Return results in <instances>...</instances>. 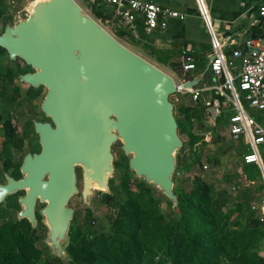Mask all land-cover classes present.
<instances>
[{"label":"water","instance_id":"obj_1","mask_svg":"<svg viewBox=\"0 0 264 264\" xmlns=\"http://www.w3.org/2000/svg\"><path fill=\"white\" fill-rule=\"evenodd\" d=\"M0 48L31 70L17 75L20 83L44 89L38 110L49 120H31L39 151L22 155L19 178L3 173L0 204L21 192L15 218L30 227L41 206L49 257L65 259L69 199L79 193L90 208L94 190L110 194L115 143L131 178L163 196L169 210L176 207L172 176L182 142L169 100L177 85L169 75L122 45L75 0H38L26 17L4 23Z\"/></svg>","mask_w":264,"mask_h":264},{"label":"trees","instance_id":"obj_2","mask_svg":"<svg viewBox=\"0 0 264 264\" xmlns=\"http://www.w3.org/2000/svg\"><path fill=\"white\" fill-rule=\"evenodd\" d=\"M89 8L93 19L99 22L110 19L112 10L105 5L90 3ZM0 19L11 21L3 0H0ZM136 33L139 34V29ZM127 34L118 28L113 32L117 39ZM137 36L140 38V35ZM30 71L21 60H8L5 51L0 48V100L8 105L16 102L20 97L16 77ZM193 104L179 103L172 108L177 134L184 136L185 141L176 155L172 180L177 205L173 210L167 206L168 220L165 221L159 212L158 204L152 197L157 193L148 185L124 174L115 187L110 178L107 181L110 194L96 192L98 205L110 210L108 229L90 234L87 224L92 221V213L88 208L80 224L75 223L72 215L64 248L68 264H264V256L257 252L259 243L264 240V220H259L247 201L229 206L226 193H215L213 186L199 175L190 179L174 176L178 172H189L195 166L201 167L196 154L199 139L192 132L195 126L191 122L202 117L203 107ZM252 116L258 122L264 118L258 114ZM224 124L221 115L211 129L213 136L217 137L218 128ZM0 127L3 154L8 152L9 156L13 151L19 152L22 139L12 121L0 115ZM7 156L1 164L3 173L17 179L20 177L18 166L21 158L12 162ZM120 166L128 172L121 152L118 161H113L114 169ZM248 172L245 166L246 178L251 181L254 177ZM254 172L258 177L257 169ZM21 194L17 192L7 196L0 204V264H59V259L43 253L42 238L37 234L43 225L37 210L34 227H30L24 219L5 218L7 210H19L16 198Z\"/></svg>","mask_w":264,"mask_h":264},{"label":"crops","instance_id":"obj_3","mask_svg":"<svg viewBox=\"0 0 264 264\" xmlns=\"http://www.w3.org/2000/svg\"><path fill=\"white\" fill-rule=\"evenodd\" d=\"M83 1L90 4L88 0ZM143 1H151L162 7L181 13L184 19H167L164 29H155L149 32L144 30L141 19H137L135 27L139 29V34L136 33V35L131 36L139 42L140 51L145 55L142 57L164 70L177 86L182 85V82H192L190 87L200 90L199 96L195 101L197 103L193 104L195 102L190 101L189 94L186 93H177L175 95L176 98L183 105L185 98H188V102L195 106L201 103L200 107H203L201 124L204 127L212 129L215 121L222 115L225 124L219 128L223 127L227 134V119L234 113V110L225 104L223 97L226 96V93L224 92V96H220L216 91V87L221 85L223 77L218 76L217 83H211V73L208 71V63L212 59L213 50L210 46V38L213 37L218 43H222V53L226 61L231 60L229 57L230 51L235 48L243 49V42L247 39H258L264 43V17L257 15V9L260 5L264 4V0H202L206 10L207 24L200 18L195 0ZM105 6L110 11L112 10V13L110 19L104 22L113 21L120 24L114 16L113 6ZM121 30L126 32L123 27ZM137 35H140V38ZM232 62L237 66V61ZM185 63L193 64V69L182 70L181 66ZM211 100H217L220 104V114L213 122L205 119V108L203 105L204 102ZM242 107L251 117L254 114L264 117V112L262 111L248 108L246 105H242ZM256 122L264 129V118L260 122ZM228 138L236 142L237 145L238 141L241 142L242 147L239 148L242 149L240 158L243 154L250 151L249 145H247L241 136H238L235 140L229 136ZM257 152L264 163V147H258ZM244 165L241 163L242 168L247 166L251 174H254V171L257 169L260 181L259 190L261 192L263 188L262 172L253 164ZM263 216L264 213L260 217L262 220L264 219Z\"/></svg>","mask_w":264,"mask_h":264},{"label":"rangeland","instance_id":"obj_4","mask_svg":"<svg viewBox=\"0 0 264 264\" xmlns=\"http://www.w3.org/2000/svg\"><path fill=\"white\" fill-rule=\"evenodd\" d=\"M76 3L80 6L84 13L90 15L89 3L83 0H75ZM11 0H3L4 5L6 4L7 14L11 15V22H16L24 17H26L27 13L31 11L34 4L38 2V0L30 1V0H15V4L11 7L9 3ZM7 5L9 8H7ZM6 20L0 19V29L4 25ZM103 29H105L109 34L113 35L115 29L121 27L117 22H99L95 20ZM124 28V27H123ZM128 35V34H127ZM114 36V35H113ZM116 38V37H115ZM117 39V38H116ZM122 45L139 55L140 57L145 56L140 51V44L133 38L131 35L124 36L120 39H117ZM144 58V57H142ZM147 60V59H146ZM150 62V61H148ZM151 63V62H150ZM157 67L154 63H151ZM160 69L159 67H157ZM165 73L164 70L160 69ZM167 74V73H166ZM168 75V74H167ZM17 85H20V97L19 99L11 105H8L0 100V115L3 117H8L13 125L15 126L17 135L21 137L22 144L21 150L19 152H12L11 155L7 156L8 152L3 154L1 150V141L3 139L2 129L0 127V184L3 183V170L1 167L2 160L7 156L10 157L12 162L17 161L21 156L26 152H33L36 150L37 145L35 144V135L33 134L29 119L33 116L39 115L38 112V104L42 99L44 94V89L40 87L37 89L30 90L27 85L22 84L16 78ZM39 90L36 94V91ZM177 93L169 96V100L172 105H177L180 103L178 98H176ZM32 97V99L30 98ZM176 98V101H175ZM179 101V102H178ZM188 98L184 99V105H188ZM205 103V102H204ZM203 103V105H204ZM201 103H199L196 107H200ZM195 128L192 132L199 139L196 144V154L200 160V168L195 166L189 172L186 173H175L174 176L179 179H184L187 177L190 179L193 175H199L201 179L209 183L213 186L215 193H220L224 191L226 193V197L229 200L228 205L231 206L233 203H246L248 202L250 209L257 213L258 218L261 217V210L264 213V197L259 190L260 181L258 177H255V174L251 175L249 171L248 174L251 177H255L252 181H249L245 173V168L241 166V151L239 149L242 147L240 141H238V145L236 142L230 140L226 134L225 129L219 128L217 131V137L213 136L211 132V128L204 127L201 124V116L198 119H193L191 122ZM197 127L203 128L205 130L199 129ZM181 142L185 141L184 136H179ZM205 143V144H204ZM111 152L113 155V161L117 160L120 156V147L119 143H115L111 147ZM210 161V162H209ZM204 166V168H203ZM131 176L130 172H125L123 166H120L117 169H113L111 178L113 179V185L116 187L119 178L121 175ZM183 177V178H182ZM81 181L80 178L77 180V188L80 190ZM131 190L132 187H131ZM96 192L94 190L89 198L90 208L84 203L81 202L79 193L73 195L67 205L73 210V217L76 224H80L82 221V217L86 211V209H90L92 213V221L87 224L88 230L90 234H95L98 232H102L108 229V221L107 216L109 215V209L104 206L98 205L96 199ZM153 199L158 204L159 212L163 215L164 220H168L167 213V201L157 194H152ZM41 206L36 205V209L38 210ZM18 210L9 209L6 212V219H13ZM264 217V216H263ZM264 220V219H263ZM85 228V226H84ZM45 227H41L38 229L37 234L40 238L45 236ZM44 248L43 253L48 254L47 246L41 242ZM40 245V244H39ZM257 252L264 256V240H262L258 247ZM59 264H68L66 258L63 260H59Z\"/></svg>","mask_w":264,"mask_h":264},{"label":"built area","instance_id":"obj_5","mask_svg":"<svg viewBox=\"0 0 264 264\" xmlns=\"http://www.w3.org/2000/svg\"><path fill=\"white\" fill-rule=\"evenodd\" d=\"M90 3L113 6L114 16L130 35H136L135 23L141 19L146 32L164 29L167 19L183 20L181 13L162 7L151 1L143 0H88ZM200 18L207 24L206 10L202 0H195ZM11 7L15 2H10ZM257 15L264 17V4L257 9ZM213 50L212 59L208 63L211 73V83L216 84L218 76H222L221 85L216 87L220 96H224L225 104L234 113L227 119V134L231 139L241 136L249 145L250 151L241 156L243 164H253L262 172L264 196V163L257 152L258 147H264V129L253 117L248 115L242 105L248 108L264 110V43L258 39H247L243 42V49L235 48L230 51V61H226L222 53V43L210 38ZM232 61H237V66ZM182 70L193 69V64L185 63ZM186 82H182L184 84ZM175 93L189 94L190 101L195 102L200 90L192 87L177 86ZM176 101V99H175ZM205 119L213 122L220 114V104L217 100L204 103ZM204 168V166H203ZM261 214H263L261 209ZM262 221V218L259 219Z\"/></svg>","mask_w":264,"mask_h":264},{"label":"flooded vegetation","instance_id":"obj_6","mask_svg":"<svg viewBox=\"0 0 264 264\" xmlns=\"http://www.w3.org/2000/svg\"><path fill=\"white\" fill-rule=\"evenodd\" d=\"M44 95V94H43ZM43 97V96H42ZM38 112H39V110H38ZM31 120H36V121H38V122H48L49 120L48 119H46V118H44L43 117V115L39 112V115H36V116H33L32 118H30L29 119V125H30V127H31V130H32V126H31ZM32 132H33V130H32ZM33 134H34V132H33ZM35 135V134H34ZM35 138H36V135H35ZM35 144L37 145V147H36V150L35 151H33V152H30V153H38V151H39V146H38V144H37V138L35 139ZM76 175H77V178H78V170L76 169ZM2 184V183H1Z\"/></svg>","mask_w":264,"mask_h":264}]
</instances>
